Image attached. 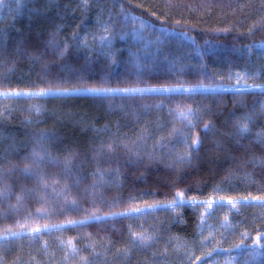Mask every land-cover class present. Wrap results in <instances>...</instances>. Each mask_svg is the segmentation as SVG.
Here are the masks:
<instances>
[{
    "label": "trees",
    "instance_id": "obj_1",
    "mask_svg": "<svg viewBox=\"0 0 264 264\" xmlns=\"http://www.w3.org/2000/svg\"><path fill=\"white\" fill-rule=\"evenodd\" d=\"M237 74L264 84V0H0V93L109 91L0 94V264H208L264 242V91H126ZM212 199L247 203L215 205L233 225L208 237L191 203Z\"/></svg>",
    "mask_w": 264,
    "mask_h": 264
},
{
    "label": "rangeland",
    "instance_id": "obj_2",
    "mask_svg": "<svg viewBox=\"0 0 264 264\" xmlns=\"http://www.w3.org/2000/svg\"><path fill=\"white\" fill-rule=\"evenodd\" d=\"M152 34V28L146 22L139 21L137 23V28L135 30V35L138 38L146 39ZM234 84L230 85H218V86H196V87H168L162 89H156L158 91L163 92H215V91H226V90H246L247 87L244 85H248L246 81L247 76L244 74H237L233 77ZM201 87V88H197ZM232 87V88H231ZM151 91L152 89H140ZM47 92L54 93L49 95H72V94H86L93 93L85 90H67V91H34L31 93L27 92H7L0 93L4 95H12V96H35V93ZM109 92V91H106ZM112 92V91H111ZM15 93H21V95H13ZM99 93V92H98ZM247 203L244 200H236V201H221L218 199H212L209 201H196L192 202L191 205H201L203 209H201L200 222H199V230L203 235H207L208 237H212L219 233H227L232 228V221L228 211L215 210V205H239ZM148 211V210H147ZM145 212V211H142ZM136 238L139 240L140 237H144L145 241L148 242L152 239L150 234L147 231H140L135 233ZM261 246H257V244H251V246H245L244 248H238L234 252H223L220 251L217 255H215L208 264H264V242L259 243ZM216 247H213V250H216Z\"/></svg>",
    "mask_w": 264,
    "mask_h": 264
},
{
    "label": "snow or ice",
    "instance_id": "obj_3",
    "mask_svg": "<svg viewBox=\"0 0 264 264\" xmlns=\"http://www.w3.org/2000/svg\"><path fill=\"white\" fill-rule=\"evenodd\" d=\"M85 91H89V92H93V93H98V92H106L107 90H97V89H88V90H85ZM129 94H135V93H138V92H141V91H147V90H140V89H129V90H126ZM151 91H158L156 89H152ZM49 94H54V93H47V92H40V93H35V95H49ZM13 95H21V93H15ZM180 115L185 118V119H188L189 116L191 115L190 111L187 112V113H180ZM248 131V128H247V125L246 124H241L238 126V134H244ZM33 156L35 157L32 161V163L34 165H36L37 167H39L40 164H42L45 160V157H41L39 156L38 153H33ZM24 173L26 175H31L32 174V170L28 167L24 168L23 169ZM3 180V176L0 175V182H2ZM7 194V191L6 190H0V196H3V195H6ZM177 203H180V201H177ZM233 207H235L236 205L233 204L232 205ZM74 223H81V222H74ZM34 231L36 232H39L40 229H35ZM44 231H48V229H44ZM10 235L13 236V237H17L20 235V233H17V232H10ZM7 238V237H5ZM261 237L260 236H257L256 238V242H257V246H261L259 245V241H260ZM139 241L140 243H144L145 242V238L144 237H140L139 238ZM69 246H71V242H69ZM211 255V254H210Z\"/></svg>",
    "mask_w": 264,
    "mask_h": 264
},
{
    "label": "bare ground",
    "instance_id": "obj_4",
    "mask_svg": "<svg viewBox=\"0 0 264 264\" xmlns=\"http://www.w3.org/2000/svg\"><path fill=\"white\" fill-rule=\"evenodd\" d=\"M244 86L247 87L246 90H264V84L263 83H251V84L244 85ZM197 88H201V87H197ZM27 93H31V92H27Z\"/></svg>",
    "mask_w": 264,
    "mask_h": 264
},
{
    "label": "water",
    "instance_id": "obj_5",
    "mask_svg": "<svg viewBox=\"0 0 264 264\" xmlns=\"http://www.w3.org/2000/svg\"><path fill=\"white\" fill-rule=\"evenodd\" d=\"M179 88V87H178ZM181 88V87H180ZM110 91H116V90H110ZM226 91H230V90H226ZM261 91H264V90H261ZM19 92H34V91H19ZM174 206H176V205H174ZM169 207H172V206H169ZM164 208H167V207H164ZM154 210H156V209H153V210H148V211H154ZM148 211H145V212H148Z\"/></svg>",
    "mask_w": 264,
    "mask_h": 264
}]
</instances>
